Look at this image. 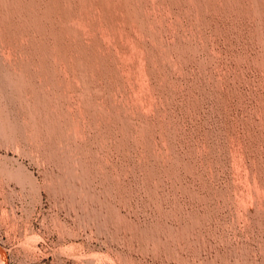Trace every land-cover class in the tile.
I'll return each instance as SVG.
<instances>
[{"label":"rangeland","instance_id":"obj_1","mask_svg":"<svg viewBox=\"0 0 264 264\" xmlns=\"http://www.w3.org/2000/svg\"><path fill=\"white\" fill-rule=\"evenodd\" d=\"M0 264H264V0H0Z\"/></svg>","mask_w":264,"mask_h":264},{"label":"bare ground","instance_id":"obj_2","mask_svg":"<svg viewBox=\"0 0 264 264\" xmlns=\"http://www.w3.org/2000/svg\"><path fill=\"white\" fill-rule=\"evenodd\" d=\"M128 61V60H127Z\"/></svg>","mask_w":264,"mask_h":264}]
</instances>
